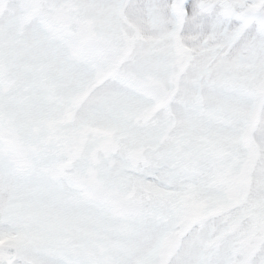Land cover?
Wrapping results in <instances>:
<instances>
[{
    "label": "snow or ice",
    "instance_id": "snow-or-ice-1",
    "mask_svg": "<svg viewBox=\"0 0 264 264\" xmlns=\"http://www.w3.org/2000/svg\"><path fill=\"white\" fill-rule=\"evenodd\" d=\"M0 264H264V0H0Z\"/></svg>",
    "mask_w": 264,
    "mask_h": 264
}]
</instances>
